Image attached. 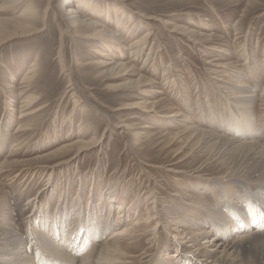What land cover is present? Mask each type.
I'll return each instance as SVG.
<instances>
[{"label": "rangeland", "instance_id": "374dc122", "mask_svg": "<svg viewBox=\"0 0 264 264\" xmlns=\"http://www.w3.org/2000/svg\"><path fill=\"white\" fill-rule=\"evenodd\" d=\"M27 1L37 8L44 28L0 46V164L8 159L5 172L0 173V226L2 215L9 216L24 238L27 254L34 258L36 247L27 235L32 228L52 227L58 221L59 227H67L66 233L63 228L60 233L63 250L83 249L84 254H71H77L78 264L94 249L88 263L97 264L100 253L113 245L110 238L128 227L133 230L119 241L126 252L122 260H133L129 264H140L142 256L130 254L146 249L161 258V264H200L191 252L197 247L190 250L186 243L194 229L213 236L223 224L233 237L243 232L235 230L234 219L224 224L235 217L224 210L228 198L245 203L242 186L231 175L236 172L215 152L181 139L176 133L185 127L165 115L182 113L179 117L193 126L238 136L226 121L232 114L242 118L231 98L242 78L256 97L249 111L254 124L248 122V130L254 127L263 132L257 140L264 147V0H82L93 3L102 14L95 18L90 13L93 18L125 36L124 45L152 31L138 54L123 46V52L110 53L129 64L127 72L113 73L100 64L77 65L78 59L99 61L97 49L104 50L105 44L87 37L89 27H73L64 15L66 0ZM6 9L0 16H13V8ZM117 16L121 24H116ZM176 24L213 36L199 37L201 48L185 34L171 32ZM224 49L227 54L222 53ZM210 59L233 61L236 67L215 73L213 65L206 63ZM30 72L35 75L23 88L22 77ZM141 74L150 84L123 86ZM154 89L161 92L152 93ZM34 95L39 99L26 108L21 101ZM140 100L155 102L157 112L120 108ZM39 108L21 117V112ZM22 126L30 127L20 130ZM92 138L98 146L36 159L63 144ZM184 144L185 151L175 156ZM223 175L227 177L222 181ZM153 197L161 202L156 213L166 220L159 224L157 236L150 231L155 222L133 225L154 214ZM263 207L253 202L249 218H264ZM220 208L225 216L220 215ZM80 218L85 225L89 219L98 220L102 231L107 230L103 236L95 234L94 228L88 233L81 229ZM211 220L218 225L212 226ZM202 238H197L201 246ZM171 255H175L173 260Z\"/></svg>", "mask_w": 264, "mask_h": 264}, {"label": "bare ground", "instance_id": "6f19581e", "mask_svg": "<svg viewBox=\"0 0 264 264\" xmlns=\"http://www.w3.org/2000/svg\"><path fill=\"white\" fill-rule=\"evenodd\" d=\"M17 7H20V9ZM94 7L95 6L93 3H88V2L85 3V1L82 0H66L63 3L64 15L68 20L71 21L73 27H79V25H84L89 27L90 30L89 33L86 34L87 37L91 39L94 38L100 39L105 44L104 50L97 49V54L100 57L99 61L95 60L94 62H90L87 59H82V60L78 59L77 65L80 67H85L91 64H100V65L108 66L110 68L105 70L107 73H113L115 70L126 71L129 64L123 60L118 59L120 58L119 55H117L119 57H116L115 54L114 57L111 56L114 53V50L118 49L119 51H122L121 46H123L125 47L126 50H132V54H138L137 51L139 47L145 46L148 37L152 35V31L149 29L146 32V34H144L140 39L134 41L130 45L127 44L124 45L122 43L125 40L124 39L125 36L122 33L118 32V30L114 28H111L107 24L102 25L98 20L95 19L96 18L95 15L99 17V15L102 14H100V12H97L94 9ZM6 8H13V16H2V15L0 16V46H2L7 41L15 37L27 36L29 34L38 32L39 30L44 28V24H42V22L39 23L38 19L40 15L38 14L37 8L31 1L0 0V11L7 10ZM47 9L44 11V15H46ZM119 10L120 9L117 8L116 12H118ZM90 13H92L95 18H93V16ZM118 19L119 18L117 16V20L115 18L116 24H121V20ZM166 22L167 21H165V23ZM171 32H181L185 34L194 44H197L199 46H201L200 45L201 41L199 42L200 40L199 37L207 36L208 38H211V36H213L212 34L196 33V30H192L187 27H184L183 25H177V24L171 28ZM222 53L227 54L228 53L227 49L222 50ZM206 63L209 64L211 63L213 65V67H211L212 69L211 71L215 73L225 72L230 68L236 67L233 61L220 62L219 59L218 60L210 59L206 61ZM171 67L172 66L169 65V70L171 69ZM34 70L32 72H34ZM34 73L30 72L29 74L23 75L22 77L24 84L23 88L28 87V85L25 84L29 83V81L32 79V76L35 75ZM171 74L174 75L173 72ZM174 77L172 78L173 84L177 82V81L174 82L176 80ZM240 80H242V78ZM240 80H237L239 83L238 85L235 84V86L238 89L236 90L237 92L236 91L233 92V97L231 98H233L234 103L240 107L239 110L241 111L242 118L237 119L234 117L235 115L232 114L231 118L226 121L227 124L230 125L231 130H234V132L237 133L238 136L229 137L228 135L225 134L220 135L210 130H203L201 128L193 126L192 124H190V122H187L186 118L179 117V116H183L182 113H170L165 115L166 118H173V121H178L179 123L183 124V127H185V129L176 133V134H180L179 136L183 137L181 139H186V142L200 145V147H202L203 149L209 150L211 152H215L217 154V157L220 159V161H223L224 164H226V166L230 167L231 169L230 171L236 172L235 174H231V175L232 177L234 176V178H236L237 181L242 186L241 189L242 193L243 194L245 193L244 195L245 203L237 204L233 202L232 199L228 198L226 202V207L224 209L228 212V214H231L232 217L235 216L233 218H230V221L227 220V222L224 224L226 225L231 224L230 222L234 219L233 222H234V226L236 227L235 230H238L239 232L240 229H243L242 230L243 232L237 233L233 237L232 236L233 232L230 231L229 229H224L225 226L223 227V224H222L223 228L222 227L221 229L216 228V233L218 234V236L216 235V233L213 236H209L207 234L208 231H202V230L197 232L194 229L192 232H190L191 236L189 237V239L187 238L188 240H186V243L188 244L187 246L190 248V250H193L192 248L194 246L197 247L196 249H194L195 253H193V251L191 252L194 255V257L197 259V261L200 262V264L201 262L205 264H264V221H263L264 218H258L252 220L249 218L251 213V205L253 202L256 201L260 205H264V147L259 142V140H257L258 136L261 135L263 132L260 130L256 131L257 128L255 130L254 127L252 129L250 127V129L248 130V126H249L248 122L251 123V126L254 124V120L251 118L252 114L249 113V111H252L256 97L250 91L248 84L242 83ZM122 84L123 86L132 84L133 87L135 86L141 87V85L150 84V81L141 74L140 76L137 77V79ZM151 92L153 93V92H161V91L159 89L157 90L154 89L151 90ZM38 99L39 98L34 95L33 97L23 98L21 102L25 104L24 106L26 108H29L32 104L37 102ZM156 106L157 104L155 102L151 103L148 102V100L147 101L140 100L138 102H133L130 106L124 105L120 108L135 107L141 109L145 113H153V112H157ZM40 109L41 108L35 110L33 109L32 111L30 112L28 111L27 113L21 112L22 113L21 117H26L28 115L35 114ZM122 126L128 128V125L126 124H123ZM29 127L24 128L22 126V128L19 127V129L25 130V129H29ZM142 127H147V126L143 125ZM250 131H254V132L252 133ZM240 135L243 137L240 138ZM95 140L92 138L91 141L77 140L70 144H63L62 146L58 147L50 154L39 156L36 159L45 158L49 156H54V157L60 156L74 149L80 152L85 148L95 147L97 145V142ZM185 147L186 145L184 144L179 149H177V151L175 152V156H178L181 153H183L185 151ZM7 162L8 159L1 162L0 173L5 172V167L7 166ZM61 164L62 163H58L56 165H61ZM226 177H227L226 175H223V177L221 178L219 177V178L220 180L223 181L226 179ZM222 186L226 187L223 184ZM253 188H256L258 192L253 191ZM151 202L153 203L152 209L154 211V214L151 217H147L146 219L135 222L133 225L135 226L137 224H141L142 226L144 225L149 226L151 223L155 222V226L152 229H150V231L152 230L153 235L157 236L159 231L158 230L159 224L165 223L166 220L165 218H163L162 213H158V214L156 213L155 208H157V204L161 203L160 200H158L157 197H153ZM222 210L223 209L220 208L219 210L220 215L225 216ZM236 218L238 221L236 220ZM2 220L3 223L0 226V246H1L0 261L4 262V264H9V262H12L14 264H78V261L75 260V256L77 258L78 257L77 254L81 255L83 249L82 247H80L75 252L73 251L72 253H77L74 255H71L72 253H70V250L68 249L63 250L64 245L61 243V241L59 242V239L61 238L60 233L62 231V228L65 230L66 233L67 227L65 226L59 227L57 225L58 221L55 222L53 221L55 225H53L52 227L45 224L44 226H37L34 229L32 228V231L27 235V237L33 239L37 253L35 255L36 257L31 258L27 254L24 238L19 232L16 231V229H14L13 223L11 222L9 216L2 215ZM89 220H90L89 224H86L89 226H86L85 223L81 220L82 221L80 222L81 229L87 230V232L89 233L91 232V229L94 228L96 229L95 234H98L99 236H101L107 230V228L105 227L104 231H102L101 229L102 226L100 227L99 224L97 225L98 220L97 222H94L92 219ZM211 221L210 224H212V226L216 227V224L218 225V223H215L216 221L215 222L214 220ZM131 229L132 227L123 228L120 231H117V233H115L110 238V240H114V243L113 245L106 247L107 251L105 254L100 253L97 264H129L133 261V260L131 261L130 259L126 261L122 260L123 257L126 255V252L122 250L123 247L121 246V243L119 241V238L121 236H125L128 233H130ZM64 230H63V234H64ZM148 233L149 232L145 230V234ZM198 237H203L202 246L199 244V242H197ZM85 239L87 240L88 237ZM84 240L81 241L83 242ZM28 242H30V240H28L26 244H28ZM106 243L109 244V241ZM79 246L80 245H78V247ZM70 248H73V246H71ZM94 250H91L84 257H82L81 260L82 264H89L88 260L91 259ZM149 251L151 250L146 249V251H141L139 254L132 253L130 254V256H142L141 258L138 259L140 264H161L162 262L160 261L161 258L158 259L156 255L154 256L153 253L148 254ZM132 252H135V250ZM174 257L175 255H171L170 258L172 259ZM165 263L167 262L165 261Z\"/></svg>", "mask_w": 264, "mask_h": 264}]
</instances>
